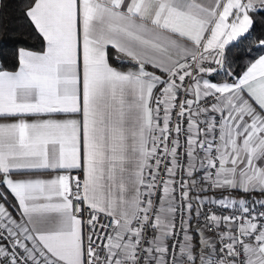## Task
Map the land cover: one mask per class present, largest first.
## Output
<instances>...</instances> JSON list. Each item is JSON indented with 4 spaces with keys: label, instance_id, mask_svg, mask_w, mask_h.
Here are the masks:
<instances>
[{
    "label": "snow or ice",
    "instance_id": "snow-or-ice-1",
    "mask_svg": "<svg viewBox=\"0 0 264 264\" xmlns=\"http://www.w3.org/2000/svg\"><path fill=\"white\" fill-rule=\"evenodd\" d=\"M256 13L29 0L43 47L0 66V264H264V199L232 196H264V54L229 59L264 49Z\"/></svg>",
    "mask_w": 264,
    "mask_h": 264
},
{
    "label": "trees",
    "instance_id": "trees-1",
    "mask_svg": "<svg viewBox=\"0 0 264 264\" xmlns=\"http://www.w3.org/2000/svg\"><path fill=\"white\" fill-rule=\"evenodd\" d=\"M28 3L29 0H0V66L4 68H12L15 65V53L18 48L40 51L43 47L42 37L25 15ZM254 21L251 41H245L242 47L247 48L249 43L257 44L264 39V13L254 14ZM110 52L115 57V52L111 49ZM260 54H264V49L253 48L248 55H242L239 49H233L229 56L233 72H241L250 58ZM112 62L115 66L118 63L115 59ZM213 79H225L224 73H219ZM257 197V194L252 196L250 203Z\"/></svg>",
    "mask_w": 264,
    "mask_h": 264
},
{
    "label": "crops",
    "instance_id": "crops-1",
    "mask_svg": "<svg viewBox=\"0 0 264 264\" xmlns=\"http://www.w3.org/2000/svg\"><path fill=\"white\" fill-rule=\"evenodd\" d=\"M111 50H113V52H115V55H116V51L114 49H111ZM125 61L128 62L127 61V58H125ZM149 70H152V69H149ZM56 118H63V117H56ZM0 122H5V121H0ZM54 175H55L54 172H44V173L41 174V178H50V177H52ZM0 190H2V189H0ZM240 193L239 192H232V196L234 198H247L249 203H250V198L252 196H254V195L256 196V194L258 196L257 199H264V196H260L261 194H259L258 192H253V193H250V194H245V193H241L240 194ZM224 194L227 195L228 193H224ZM201 195H203V196H205L207 198H218L221 195V191L220 190L213 189V190H211V191H209L207 193H201ZM8 199H9V203L10 204H15L16 203L15 200H14V198L10 194H9ZM196 224H197V222L194 219L192 221V227L195 228L196 227Z\"/></svg>",
    "mask_w": 264,
    "mask_h": 264
},
{
    "label": "built area",
    "instance_id": "built-area-1",
    "mask_svg": "<svg viewBox=\"0 0 264 264\" xmlns=\"http://www.w3.org/2000/svg\"><path fill=\"white\" fill-rule=\"evenodd\" d=\"M161 178H164V177H163V174H162V177H161ZM208 207H210V208H214V207H216V206H215V205H211V204H209ZM85 215H86V214H85ZM202 222H203V220H202V218H201V223H202Z\"/></svg>",
    "mask_w": 264,
    "mask_h": 264
}]
</instances>
